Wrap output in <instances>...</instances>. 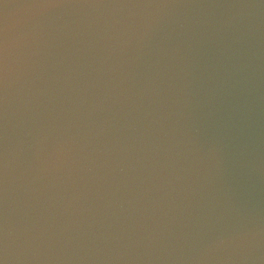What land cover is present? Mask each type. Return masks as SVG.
I'll use <instances>...</instances> for the list:
<instances>
[{
  "label": "water",
  "instance_id": "water-1",
  "mask_svg": "<svg viewBox=\"0 0 264 264\" xmlns=\"http://www.w3.org/2000/svg\"><path fill=\"white\" fill-rule=\"evenodd\" d=\"M0 264H264V0H0Z\"/></svg>",
  "mask_w": 264,
  "mask_h": 264
}]
</instances>
